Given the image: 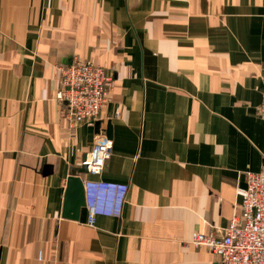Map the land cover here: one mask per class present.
Listing matches in <instances>:
<instances>
[{"label":"crops","instance_id":"crops-1","mask_svg":"<svg viewBox=\"0 0 264 264\" xmlns=\"http://www.w3.org/2000/svg\"><path fill=\"white\" fill-rule=\"evenodd\" d=\"M75 57L113 77L99 130L56 98ZM263 95L264 0H0V264H221L191 239L223 235L264 170ZM106 140L80 176L127 183L121 215L64 217Z\"/></svg>","mask_w":264,"mask_h":264},{"label":"built area","instance_id":"built-area-1","mask_svg":"<svg viewBox=\"0 0 264 264\" xmlns=\"http://www.w3.org/2000/svg\"><path fill=\"white\" fill-rule=\"evenodd\" d=\"M58 72L56 98L64 105L62 114L72 125H94L112 100L113 77L103 65L79 57L60 65ZM258 113L264 122V95ZM112 153L111 141H98L82 164L87 165L88 173L100 176ZM83 182L88 225H94L99 215H121L129 192L127 183L103 179ZM237 192L242 197L240 212L232 217L224 234L195 232L191 243L210 249L220 257L221 264H264V170L247 172L246 186L238 187Z\"/></svg>","mask_w":264,"mask_h":264},{"label":"water","instance_id":"water-1","mask_svg":"<svg viewBox=\"0 0 264 264\" xmlns=\"http://www.w3.org/2000/svg\"><path fill=\"white\" fill-rule=\"evenodd\" d=\"M101 121L96 122L97 130L100 129ZM112 131V124L108 125V134ZM109 138V137H108ZM87 155L83 157L85 160ZM88 172L87 165L82 164L78 167H72L70 171V177L68 178V185L66 191V197L63 207V216L70 217L72 219H79L81 209L86 206L84 182L80 174Z\"/></svg>","mask_w":264,"mask_h":264}]
</instances>
